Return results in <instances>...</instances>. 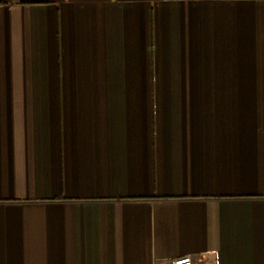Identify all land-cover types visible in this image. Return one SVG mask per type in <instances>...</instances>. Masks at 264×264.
Listing matches in <instances>:
<instances>
[{"label":"crops","instance_id":"crops-1","mask_svg":"<svg viewBox=\"0 0 264 264\" xmlns=\"http://www.w3.org/2000/svg\"><path fill=\"white\" fill-rule=\"evenodd\" d=\"M264 264V0H0V264Z\"/></svg>","mask_w":264,"mask_h":264},{"label":"built area","instance_id":"built-area-1","mask_svg":"<svg viewBox=\"0 0 264 264\" xmlns=\"http://www.w3.org/2000/svg\"><path fill=\"white\" fill-rule=\"evenodd\" d=\"M171 264H198L191 256L178 257Z\"/></svg>","mask_w":264,"mask_h":264}]
</instances>
